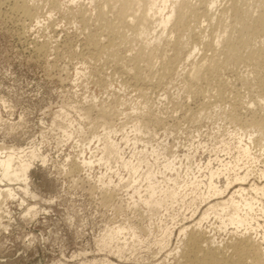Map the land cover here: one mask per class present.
<instances>
[{
	"label": "rangeland",
	"instance_id": "374dc122",
	"mask_svg": "<svg viewBox=\"0 0 264 264\" xmlns=\"http://www.w3.org/2000/svg\"><path fill=\"white\" fill-rule=\"evenodd\" d=\"M17 1L20 0H0V145L8 150L22 148L26 152L34 147L48 160L42 163L41 159H35L29 172V188L40 198L23 195L19 188L22 182L10 185L18 195L14 199L0 197V264H175V258L168 252L178 246L181 226H190L195 221V216H191L193 208L200 204L199 210L203 211L207 206L200 192L206 186L197 190L191 184L157 207L137 205L134 188L144 195L147 184L143 179L136 183L130 180L131 170L124 165V160L130 159L134 152L138 155L145 147L149 167L157 179L164 180L170 188L174 185L168 178H175L177 172L164 168L168 161H174L179 180L190 181V176L195 174L205 181L211 169L205 166L209 160L210 167H219L224 173L215 180L218 184L227 181L226 177L232 181L235 172L242 175L249 170L243 186L248 188L252 183L264 186V133L249 125L251 120L264 117V104H261L263 108L252 107L257 114H253L250 106L259 94L264 97V64L254 67L246 60L229 63L215 75L192 82L185 72L205 53L211 54L214 47L199 43L192 57L178 61V70L174 69L166 77L161 72V58L157 59L152 72L144 62L139 64L142 74H146L147 79L151 77L147 82L154 88L153 95L141 98L130 83H124L128 76L115 67L107 54L98 55L87 49L86 38L104 29L99 28L101 24L93 10L94 5L104 0H95V3L65 0L56 9L45 6L44 0H34L43 5L41 23L12 9ZM226 2L229 0H219L217 4L222 8ZM251 3L257 13L260 9L257 1ZM81 5L93 13L86 25L79 21L80 17L75 20L70 12ZM50 8L52 17L48 16ZM112 8L107 9L106 14L108 19L115 21L117 10ZM201 18L199 22L207 27L208 21ZM154 26L155 32L152 30L141 38L134 36L131 30L122 33L124 41H119L115 33L111 34L110 38L116 39L118 54L125 56L126 65L133 66L141 49L158 52L164 47L170 55L173 54L170 45L174 41L185 42L189 38L187 31L177 30L170 22L159 41L155 34L160 33L161 26ZM209 27L205 28L207 35L213 31L212 25ZM213 37H209L212 42L217 39ZM260 40L258 37L256 46ZM218 89L221 95H217ZM114 96L123 99L124 104H117ZM148 100L154 104L151 112L143 105ZM99 106L107 109V115L99 113ZM86 108H89V115L81 118ZM115 109L124 114L120 115ZM64 111L74 119L70 138L59 129V125L67 124L63 116H59ZM136 118L142 123L141 133H134L130 126ZM106 122L119 131L112 137L120 142L122 157L100 163L98 147L102 143L95 136L104 132ZM126 134L131 137L127 144L121 140ZM249 136L254 143H250ZM244 143L249 144L251 153L238 157ZM152 148L161 152L158 159L149 155ZM83 157H92L95 161L90 168L80 167L71 172L72 163ZM225 162L238 163V167L226 174L222 166ZM145 168L146 165L141 166L137 174L143 175ZM119 176L124 179L113 198L107 200L106 191L114 187L108 188L106 183L110 179L118 183ZM101 177L105 183L99 181ZM6 184L0 182V189L7 187ZM239 186L233 183L228 194L216 201L228 198ZM251 194L258 196V205L263 210L253 212L255 229H249L246 234L264 249V194ZM22 198L25 203H21ZM32 205L37 208L36 215L27 213ZM119 224L128 230L115 236L108 245L103 244L109 229ZM165 224L174 225L171 227L175 231L169 246L160 251L157 241L162 237ZM202 226L204 235L212 236L220 246L233 245L236 238L246 232L242 226L223 225L222 219L214 215ZM129 229H135L138 237L129 234ZM121 245L124 247L118 257L114 249ZM247 260H240V263Z\"/></svg>",
	"mask_w": 264,
	"mask_h": 264
},
{
	"label": "bare ground",
	"instance_id": "6f19581e",
	"mask_svg": "<svg viewBox=\"0 0 264 264\" xmlns=\"http://www.w3.org/2000/svg\"><path fill=\"white\" fill-rule=\"evenodd\" d=\"M44 1V5H50L49 7H51L52 9L59 8L66 2L65 0ZM69 1L77 2L80 0ZM94 1L95 0H91L90 2L93 3ZM218 1L219 0H198L197 3L192 4L186 0H104L102 3H96L97 5H94V9L92 8L94 10V14H96L97 16L96 19L98 20L99 24H101V27L99 28L104 29L102 31L97 30L95 33L90 34L89 38H86L88 47L87 49H89V52H93L98 55H102L99 53H104V55L107 54L106 57H110L113 60L115 67L120 68L121 72L128 76V79H125L126 81L124 83H130L132 85V88H134L137 91V94H139L138 96H142L141 98H143L144 96L147 97V95L149 96L150 94L154 93V88L149 82H147L150 76L147 79L146 74H142L139 64H142L144 62L143 64H145L148 70L152 72L156 69L155 64L157 59L161 58L162 60L160 62L163 68L161 72H163V75L166 77V75H170V73H172L174 69L178 70V61L184 60L185 58L189 59L192 57L194 50L199 43H204L207 46L212 45L214 47L211 48L213 50L211 54L208 55L205 53L204 56L200 58V61L191 63L192 67L187 72H185L188 73L187 77L189 76L190 81L192 80V82L194 81L198 83L199 81H201V79L215 75L216 72L221 70V67L229 66V63L236 64L238 62L241 63L246 60L248 61V63L253 64L254 67H257L260 64H264V0H256L258 3L257 7H260L257 13L254 11L255 6H253L251 3L253 2V0H229L228 3L226 2L227 5H224L222 8H219V4H217ZM29 2V0H20L16 2L17 5H14L11 8L19 11L28 18L35 19L34 21L37 20V23H41L42 20H40L39 17L40 12L43 11V5H40L38 1L36 3L34 0H31L32 3ZM110 7L116 8L118 14L116 13L115 15H117L116 20L119 22V24H117L118 22H115L116 20L113 21V19L110 20L107 18L106 12H109V10L107 9H109ZM51 8L48 15L49 17H52ZM87 8L85 6H82L79 7L78 10H70V12H72L71 14H74L75 20L80 17L79 21L83 22L86 25L93 15V13L87 10ZM76 15H78V17ZM201 17H204V20L208 21V28H210L209 26L212 25L211 28H213V31H211L210 34L208 33V35L205 34V28L207 27H204L202 25V21L199 22V19ZM170 22L174 24V27L177 28V30L182 28V31L185 30L188 32L187 36L189 38L187 39V41H174L170 45V50L173 52V54L170 55L167 53L168 51L166 52V49L164 47L159 50L160 52H162L160 54H157L159 51L155 52L154 49H151L148 52H146L144 49H141V51H139V54L135 57L136 61L133 66H128L126 65L127 63L125 64V56H122V54H118V48L116 46V42H114L116 39L113 40L110 38L111 34L115 33L114 35H118L119 41H124L125 39L122 33L126 34V32L129 30L134 32V36L141 38L143 36L151 34L152 30V32H155L154 25H156L161 26L160 33L155 34V38L160 41L162 34L164 33ZM209 35H213V38H217H215L216 40L214 41L216 45L214 44V42H212L213 39L209 38ZM258 37L261 40L259 44L257 43L258 46H256L255 42L257 41ZM219 44H221L220 47H217L219 46ZM157 49L158 48H156L155 50ZM161 79H164V77ZM127 85L129 86V84ZM216 93H218L217 95H219L220 89H218ZM115 97L116 96H114V98ZM118 97H116L115 99H117ZM148 101H145L143 105L147 112H151V108H153L154 104H151L153 102L149 101V103ZM116 102L117 104L118 102L121 103L120 105L124 104L123 99H117ZM250 103L251 109L252 107H260L261 104H264V97L259 94L256 100ZM92 106L97 107L96 105ZM117 109L115 110L117 112H120V115L124 114L123 111ZM87 111H89V108H86L85 111L80 114V117L82 118L85 115L88 116L89 113ZM98 111L103 115L108 113L107 109L105 110L104 106H99ZM252 112L254 114L256 113V110L254 111L252 109ZM61 114L59 116H63L62 118H64L67 124H65L64 126L59 125V129L61 128V130H63L65 137L70 138L72 135L71 127H73L74 119L69 118L68 113H65V111ZM53 123L55 124L54 121ZM141 124L142 123L139 121V119L136 118V121L130 125L134 133L142 132L140 126ZM76 125L80 127V123ZM112 125V123L106 122V124L103 125L104 132H102L100 135L95 136V138H97V141L102 143V146L98 147L100 157L97 160L100 163L102 161L107 163L111 159L122 157L120 156L122 149L120 142L116 141V139L112 137L119 131H117V128L113 127ZM249 125L259 133H264V117L263 119L261 117L260 120H251ZM135 137L133 139H135ZM121 140L125 141L127 144L130 143L131 137L126 134L122 136ZM249 141L250 143H254L253 138L250 136ZM133 143L135 145L137 141ZM147 151L148 150L145 147V150L140 152L138 155L134 152L130 159L124 160V165L126 167H129L131 170L130 180L136 183L140 179H143L142 181H145L147 184L146 189L144 190V195L141 194V191L139 189L134 188V193L136 194L138 200L137 205L157 207L160 206L161 203L163 204L164 201L167 203L169 201V198H174L177 194L181 193L180 191H184L185 188H188L191 184L195 185L197 190L200 189L202 185L206 186L204 191L200 189V192L202 194L203 201H207L205 204L207 206L203 211L199 210L200 204L196 205V207L193 208V214L191 216H195V221L191 223L190 226H181L179 230V244L177 247H175V249H172L168 252V255L172 254L175 258V264H241L240 260L247 259L248 260L245 261L244 264H264L263 247H261L256 239L251 237V235L246 234L249 229H255L252 222V220H256L255 214L253 212L257 210H263L260 207V204L258 205V196L252 195L251 192H255V194L261 195L264 194V186L262 187L257 183L250 184L248 188L243 186V183L246 182L250 175L249 170L242 175L235 172L236 174L232 177V181H228L229 177H226L225 180L227 181H224L223 184H218L215 180L221 177V175L224 176V173L220 172L219 167L217 169H214V167L212 166L210 167L211 162L209 160L208 162H206L205 166L211 169L205 181L203 179H200L199 176H196L195 174L190 176V178L189 176H187L190 181H184V178H181V180H179V171H177V168H175L174 161H168V163L164 165V168L168 170L175 169L177 172V176L175 178H168V180L174 185L170 188V186L164 183V180H158L155 176V173L149 167V163L147 159H145V157L147 156L146 153H148ZM238 152V157H246L247 155L249 156L251 153L249 144L245 145L244 143L243 147H241V150ZM149 155L153 157L155 156V158L158 159L161 156V152L155 148H152ZM46 158L44 155L42 157V155H40L38 153V150L34 147L26 152L22 148H13L11 150H8L7 147L1 144L0 182H4L5 184L7 183V187H5L4 189H0V197H2L1 199L7 200L15 198V196L17 195L16 190L10 187V185L14 184V182H22L23 186L19 188L23 190V195H25L26 197L30 196L32 199L40 198V196L35 191L29 188V172L31 167L33 166L35 159H41L42 163H45L46 160H48ZM88 158L86 159L85 157H83L78 162H73L72 167H70V171L72 172V170L78 169L80 167L87 168L91 166L95 160H92V157L89 159ZM133 158L136 159L135 163L133 162ZM145 165V173H143V175L137 174L140 167ZM222 166L225 168L226 174H229L230 171H233L236 169V167H238V163L233 164L232 162H225V164H222ZM160 173L164 174V172ZM123 179L124 178L121 177L119 179V182L115 184L111 179L106 183L108 188H110L111 186L114 187L111 190L106 191L105 198L107 200H111L113 198L117 187ZM99 181H103V183H105L103 177L99 178ZM233 183L234 185L238 184L240 186L234 189V191L230 193L228 198L216 201L221 197H225V194H228ZM171 189L172 191H170ZM21 203H25L24 198H22ZM37 212L38 211L36 206L33 205L28 208L27 211L29 215H36ZM211 215L216 216L218 219L221 218L222 223L225 226H242L244 228V231L246 232H242V234L236 238L233 245L220 246L219 244H216V241L212 236L204 235L206 232H204L202 224L207 221ZM196 217L198 218L196 219ZM224 218H226L225 222L223 221ZM171 226L165 224L164 228L162 229V237L157 241L160 251L162 249H165V247H168L169 243H171L169 241L171 240L172 235H174L173 231H175V228ZM127 230L128 228L123 227L121 224L111 227L102 240L103 244L108 245L107 243L112 241L115 236L122 235L124 231ZM129 230L131 231L129 232V234L131 233L132 236L138 237L135 229ZM181 237H184V239H182ZM123 247L124 245L116 247L114 249V254L120 256Z\"/></svg>",
	"mask_w": 264,
	"mask_h": 264
}]
</instances>
